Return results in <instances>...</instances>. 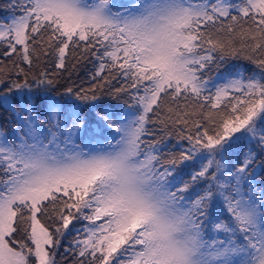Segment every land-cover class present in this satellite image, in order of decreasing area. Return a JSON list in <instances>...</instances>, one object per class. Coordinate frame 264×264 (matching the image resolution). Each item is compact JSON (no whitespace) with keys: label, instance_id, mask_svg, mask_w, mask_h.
Masks as SVG:
<instances>
[{"label":"snow or ice","instance_id":"6c2138e0","mask_svg":"<svg viewBox=\"0 0 264 264\" xmlns=\"http://www.w3.org/2000/svg\"><path fill=\"white\" fill-rule=\"evenodd\" d=\"M9 8L0 21V56L11 64L0 60V108L12 123L0 131V264H57L74 220L89 223L64 248L71 264H264V0ZM86 54L99 61L88 89L58 98V80L32 72L41 60L59 70ZM228 59L255 70L207 75ZM117 76L126 84L113 86ZM125 94L122 110L103 104ZM148 124L180 126L187 147L170 153L171 168H157ZM186 161L199 170L176 187L167 178Z\"/></svg>","mask_w":264,"mask_h":264},{"label":"trees","instance_id":"16d2710c","mask_svg":"<svg viewBox=\"0 0 264 264\" xmlns=\"http://www.w3.org/2000/svg\"><path fill=\"white\" fill-rule=\"evenodd\" d=\"M233 2H238V0H233ZM4 3L9 4L10 0H0V19L9 13L11 10L8 5H4ZM2 51V49H0ZM0 60H3L4 64L7 67H11L10 62L7 59H4L0 56ZM99 61L96 60L94 56L91 54H86L85 58L78 59V60H67L66 61V68L65 69H55L51 62H47L41 60L38 67H33V73H39L40 71H47L50 77L58 80L55 90L53 91V95H56L58 98L61 94L64 93L67 87H72L74 90L79 88L88 89L92 86L94 81H92L91 77L93 73L98 68ZM75 65V67H73ZM27 69V65H22ZM237 68L243 69L245 76L250 75L255 69L252 64H250L246 60L241 59H228L226 62L220 64V67L213 68L210 73L208 72L207 75L211 78L216 77V75H224L227 72L235 71ZM58 72V76H53V73ZM113 75H115V70H113ZM103 75H108V72L105 71ZM15 79V77H12ZM22 80V78H21ZM99 80V78H97ZM126 84V81L122 78L117 76L116 79L112 80V85L115 87H120ZM5 89V85H0V92H3ZM234 102V101H233ZM127 103H130L129 97L125 94L122 95L120 99L111 100L106 99L103 101V104L109 107L112 110L117 109H124L127 106ZM227 103V101L225 102ZM151 115V114H150ZM192 119H198V117H192ZM6 121L10 122V125L6 127L7 131L12 128L11 119L8 113L4 111L3 108H0V123L4 129V123ZM149 135L145 136L144 139L148 142H158V145L162 148V150L157 154L159 158H165L164 161L171 159L170 153L179 152L182 148L187 147V141L181 139L179 136L178 126L177 128L169 127L167 130H161V125L159 124H148ZM5 130V129H4ZM9 131V133H10ZM170 133V134H169ZM187 131H185V135H187ZM235 135H240V133H236ZM248 147L246 141H242L239 145H237L238 151L234 154V156H239L242 159V153L244 149ZM253 147H255L253 145ZM258 159H260L258 157ZM255 167V165L253 166ZM193 170H199V167L195 169H188L189 172H193ZM177 174L181 172H176ZM260 182L264 180V170H262L259 174ZM260 187L264 188V183H259ZM84 220L80 221H73L71 226L65 230V237L61 241V247L58 251V255L56 257L57 264H71V256L65 260L63 257L61 258L60 254H64V248L68 247L78 236L82 237L81 233H83V228L85 225ZM76 229V233L74 232ZM77 230H80L79 232ZM65 255V254H64Z\"/></svg>","mask_w":264,"mask_h":264},{"label":"rangeland","instance_id":"374dc122","mask_svg":"<svg viewBox=\"0 0 264 264\" xmlns=\"http://www.w3.org/2000/svg\"><path fill=\"white\" fill-rule=\"evenodd\" d=\"M113 2L116 3L117 5L130 6L131 4L135 3L136 0H113ZM9 4H10V3H9ZM9 4L4 3V5H8V6H9ZM12 14H13V12L10 11V12L7 13L5 16H3V17L0 19V21L5 20L6 18L10 17ZM209 73H210V72H209ZM209 77H210V76H209ZM216 77H217V75H216ZM214 78H215V77H214ZM3 125H4V129H5V130L3 129V126H2L1 123H0V131H4L6 134H8L9 131H10V128H9V130L7 131L6 127H8V126L10 125V122H9V121H6ZM158 147H159V149H160V151H161L162 148H161L159 145H158ZM160 151H159V152H160ZM159 152H158V153H159ZM158 153H156V154H158ZM163 159H165V158H159V161L156 163V166H157V168H159L160 171H163L164 168H171V167H172L171 165L167 164L166 161H164ZM168 160H169V159H168ZM196 167H199V165L196 164L194 161H186L184 165H179V166L176 168V171L173 172V175L170 176V177H168L167 179H168V180H173V179L175 178L177 181H179V182L176 184V187H181L184 181H190V179H191V175H190V174H191V173H193V172H195V171H198V170H193V172H189L188 169H189V170H190V169L192 170V169H195ZM176 172H181V173L177 174ZM260 181H261V180H260V177H259V175H258V176H257V189H258V191L260 190V188H263V187H260V184H259V183H262V182H260ZM263 181H264V180H263ZM203 187H204V184H203V183H198V184H196V185H193V187L190 188L188 192L183 193V195H185L186 198H189V199H195V195H194L195 191H196L197 189H202ZM173 190H175V188H173ZM74 221H76V220H74ZM79 221H80V220H79ZM84 221H85V220H84ZM85 222H86V223H85L84 227L89 223L88 221H85ZM72 223H73V222H72ZM97 223H99V221H98ZM70 226H71V224L69 225V227H70ZM74 232L76 233V229H75ZM81 235H84V233H81ZM82 237H83V236H82ZM60 255H61V256H60L61 258L64 256V254H60Z\"/></svg>","mask_w":264,"mask_h":264}]
</instances>
